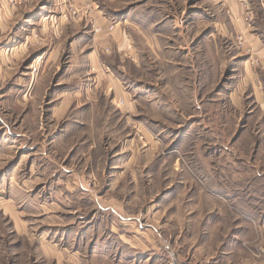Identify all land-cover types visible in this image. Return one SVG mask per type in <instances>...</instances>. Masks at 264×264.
Wrapping results in <instances>:
<instances>
[{
  "label": "rangeland",
  "instance_id": "obj_1",
  "mask_svg": "<svg viewBox=\"0 0 264 264\" xmlns=\"http://www.w3.org/2000/svg\"><path fill=\"white\" fill-rule=\"evenodd\" d=\"M5 1L0 264H264L261 1Z\"/></svg>",
  "mask_w": 264,
  "mask_h": 264
},
{
  "label": "crops",
  "instance_id": "obj_2",
  "mask_svg": "<svg viewBox=\"0 0 264 264\" xmlns=\"http://www.w3.org/2000/svg\"><path fill=\"white\" fill-rule=\"evenodd\" d=\"M75 3H83L85 0H74ZM89 1V0H87ZM262 7L264 9V0H260ZM5 2V3H4ZM5 0H0V54L6 53L11 49L14 51L13 47L11 48V44L15 43V40H17L20 35L18 34V29L14 31V28L16 27V18L14 14L17 12V7H11ZM235 8L237 10V14H241L245 12L244 7H239L238 4H235ZM247 9L251 8L249 5V2L246 3ZM252 9V8H251ZM253 12V11H252ZM27 13V12H26ZM16 15V14H15ZM104 23V22H103ZM22 32H20L21 34ZM109 42V40H107ZM105 41V42H107ZM119 42L117 38H115V43ZM122 42V41H121ZM109 44V43H107ZM122 44V43H121ZM8 50V51H7ZM9 56V55H8ZM258 238L262 241L261 243L264 245V234L258 235ZM233 251V250H231ZM229 252V260L230 264H244L248 262L249 256L241 255V258L235 256L233 258V253ZM228 258V257H227Z\"/></svg>",
  "mask_w": 264,
  "mask_h": 264
},
{
  "label": "built area",
  "instance_id": "obj_3",
  "mask_svg": "<svg viewBox=\"0 0 264 264\" xmlns=\"http://www.w3.org/2000/svg\"><path fill=\"white\" fill-rule=\"evenodd\" d=\"M71 7H72V6H71ZM71 9H72V8H71ZM76 12H77V11H76ZM76 12H75V13H76ZM65 16H67V15L65 14ZM111 28H112V26H110V29H111Z\"/></svg>",
  "mask_w": 264,
  "mask_h": 264
}]
</instances>
